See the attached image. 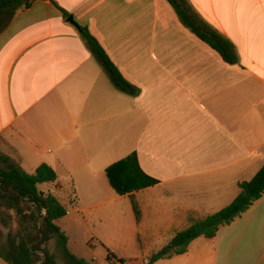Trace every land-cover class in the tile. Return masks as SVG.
I'll list each match as a JSON object with an SVG mask.
<instances>
[{
    "label": "crops",
    "instance_id": "1",
    "mask_svg": "<svg viewBox=\"0 0 264 264\" xmlns=\"http://www.w3.org/2000/svg\"><path fill=\"white\" fill-rule=\"evenodd\" d=\"M52 1L109 47L136 95L114 87L50 0H35L0 34V155L27 173L54 170L56 182L40 186L67 191V214L56 222L67 246L88 244L93 264H107V252L144 264L229 205L264 163V0H185L232 44L236 64L167 0ZM133 155L147 183L118 195L106 170ZM154 264H264V197L213 239Z\"/></svg>",
    "mask_w": 264,
    "mask_h": 264
},
{
    "label": "trees",
    "instance_id": "2",
    "mask_svg": "<svg viewBox=\"0 0 264 264\" xmlns=\"http://www.w3.org/2000/svg\"><path fill=\"white\" fill-rule=\"evenodd\" d=\"M33 1L35 0H0V34L8 27L17 11L29 9ZM50 1L65 18L69 17L67 12ZM167 2L180 21L223 61L228 64L237 63L232 44L194 16L186 6L185 0ZM75 27L114 87L121 93L135 96L134 87L121 76L89 30L77 24ZM106 174L111 187L118 195L131 193L147 183L143 182V175L137 170L134 155L110 166ZM56 180V173L46 164L38 166L33 173H26L9 158L0 155V211L13 213L18 221L15 235L7 238L6 247H0V259L6 264H56L53 256L43 248V245L52 239L56 240L65 264H89L71 253L65 233L56 225V222L67 214L66 208L53 195L39 190L40 185L54 183ZM238 189V195L228 206L176 233L167 245L152 254L144 264H154L185 254L191 242L198 238L213 239L220 228L230 225L247 212L255 202L264 197V163L251 180L239 183ZM130 199L135 220L138 222L141 218L139 206L133 196ZM35 206L39 217L34 215ZM40 217L43 218V224L39 228ZM107 261L110 264H125L109 252Z\"/></svg>",
    "mask_w": 264,
    "mask_h": 264
},
{
    "label": "rangeland",
    "instance_id": "3",
    "mask_svg": "<svg viewBox=\"0 0 264 264\" xmlns=\"http://www.w3.org/2000/svg\"><path fill=\"white\" fill-rule=\"evenodd\" d=\"M102 49L105 51L106 55L109 57V53H107V52H109V47L108 46L104 47V48L102 47ZM40 189L42 191H46V188L44 186H40ZM54 197L62 205H66L65 199L68 198L66 190H63L61 193H59L58 195H56ZM66 207L69 208V206H66ZM17 228H18V221L15 218L14 214L11 212L0 211V247L1 248L6 247L5 245H7V238L9 236L15 235ZM68 247L72 250V252L77 257H82V258H84V260L86 258H88V259H86V261L90 264H93V261H92L93 258H97L96 255H94L92 253L90 246L86 243H80L78 245H75L72 242H70L68 244ZM43 248H45L48 251V253L53 256L56 264H65L62 257H61V254L57 248V244H56L55 239H52L50 242L43 245ZM107 253H106V256H107ZM107 264H110V263L107 261Z\"/></svg>",
    "mask_w": 264,
    "mask_h": 264
},
{
    "label": "water",
    "instance_id": "4",
    "mask_svg": "<svg viewBox=\"0 0 264 264\" xmlns=\"http://www.w3.org/2000/svg\"><path fill=\"white\" fill-rule=\"evenodd\" d=\"M67 21H68L69 23H71V24H75L74 21H73V19H72V17H68ZM33 212H34V215H35L36 217H39V214H38V212H37V207H36V206L34 207ZM42 224H43V218L40 217L39 228L42 226ZM41 254H42L43 257L45 256L44 253H41ZM40 264H41V263H40Z\"/></svg>",
    "mask_w": 264,
    "mask_h": 264
}]
</instances>
